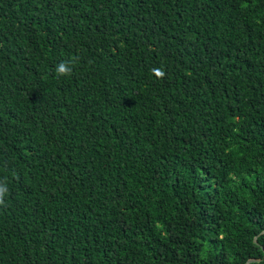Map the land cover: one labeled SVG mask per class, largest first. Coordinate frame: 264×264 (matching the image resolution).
Wrapping results in <instances>:
<instances>
[{
    "label": "trees",
    "instance_id": "1",
    "mask_svg": "<svg viewBox=\"0 0 264 264\" xmlns=\"http://www.w3.org/2000/svg\"><path fill=\"white\" fill-rule=\"evenodd\" d=\"M0 184V264H264V0H0Z\"/></svg>",
    "mask_w": 264,
    "mask_h": 264
},
{
    "label": "clouds",
    "instance_id": "2",
    "mask_svg": "<svg viewBox=\"0 0 264 264\" xmlns=\"http://www.w3.org/2000/svg\"><path fill=\"white\" fill-rule=\"evenodd\" d=\"M58 73L60 74H67L68 69L66 67V64L64 62H62L60 65H58L57 68ZM157 76H163V72L157 70L156 72ZM7 192V187L4 184H0V203H3V196L6 194Z\"/></svg>",
    "mask_w": 264,
    "mask_h": 264
}]
</instances>
